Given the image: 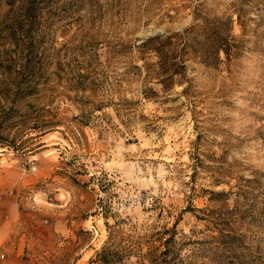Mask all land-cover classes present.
Masks as SVG:
<instances>
[{
  "label": "rangeland",
  "instance_id": "obj_1",
  "mask_svg": "<svg viewBox=\"0 0 264 264\" xmlns=\"http://www.w3.org/2000/svg\"><path fill=\"white\" fill-rule=\"evenodd\" d=\"M27 1L0 0V87L32 90L2 132L0 200L58 211L68 230L0 264H97L108 245L123 250L114 264H140L166 230L175 264H264V9L244 34L233 23L229 59L186 52L165 88L141 42L181 32L197 7L231 15L233 0H36L14 42Z\"/></svg>",
  "mask_w": 264,
  "mask_h": 264
},
{
  "label": "trees",
  "instance_id": "obj_2",
  "mask_svg": "<svg viewBox=\"0 0 264 264\" xmlns=\"http://www.w3.org/2000/svg\"><path fill=\"white\" fill-rule=\"evenodd\" d=\"M36 0H28L20 8V15L16 16L7 27H10L7 36L14 42L17 37L28 35L29 27L32 25V18ZM233 13L226 17H209L199 7L194 9L192 22L181 32H171L168 34H157L148 37L142 41L140 47L151 49L157 56L156 77L165 88H169L173 83L178 82L185 77V59L186 52L197 57L205 65H216L221 59V54L229 59L234 51L239 47L240 38L232 35V26L236 22L242 34L246 31L249 21L255 20L260 16L264 9V0H233ZM250 10H254L257 17L249 15ZM233 16L235 18L233 19ZM11 25V26H9ZM24 41V39H22ZM28 42V41H27ZM31 48V47H29ZM31 50V49H29ZM29 63H24L28 67ZM32 90L27 86L20 85L17 81L13 86L3 85L0 87V96L9 101L0 102V146L10 145L5 143L3 130L9 127L11 121L20 117L18 109L19 103L30 95ZM6 102V103H5ZM213 196L223 195V192L210 191ZM161 247L149 246L144 254L141 255L145 261L140 264H175V252L173 232L163 231ZM222 234V233H221ZM228 234V233H227ZM222 234L224 237H230ZM123 250L111 245L103 246L96 253L97 264H114L121 261Z\"/></svg>",
  "mask_w": 264,
  "mask_h": 264
},
{
  "label": "crops",
  "instance_id": "obj_3",
  "mask_svg": "<svg viewBox=\"0 0 264 264\" xmlns=\"http://www.w3.org/2000/svg\"><path fill=\"white\" fill-rule=\"evenodd\" d=\"M24 200L17 196L0 200V254L14 246L17 252L39 247V243L46 248L68 230L58 211L53 212L51 219H45L42 213L29 209L32 205L28 202L23 207Z\"/></svg>",
  "mask_w": 264,
  "mask_h": 264
}]
</instances>
